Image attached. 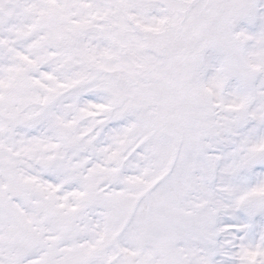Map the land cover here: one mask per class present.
Segmentation results:
<instances>
[{"label":"snow or ice","instance_id":"6c2138e0","mask_svg":"<svg viewBox=\"0 0 264 264\" xmlns=\"http://www.w3.org/2000/svg\"><path fill=\"white\" fill-rule=\"evenodd\" d=\"M0 264H264V0H0Z\"/></svg>","mask_w":264,"mask_h":264}]
</instances>
